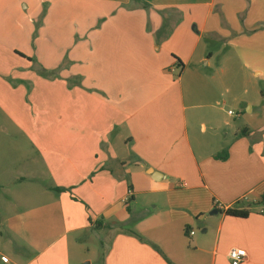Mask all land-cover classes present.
I'll return each instance as SVG.
<instances>
[{
	"label": "crops",
	"instance_id": "1",
	"mask_svg": "<svg viewBox=\"0 0 264 264\" xmlns=\"http://www.w3.org/2000/svg\"><path fill=\"white\" fill-rule=\"evenodd\" d=\"M78 1L0 0V264H264V0Z\"/></svg>",
	"mask_w": 264,
	"mask_h": 264
},
{
	"label": "rangeland",
	"instance_id": "2",
	"mask_svg": "<svg viewBox=\"0 0 264 264\" xmlns=\"http://www.w3.org/2000/svg\"><path fill=\"white\" fill-rule=\"evenodd\" d=\"M95 1L93 0H79L77 2V5L79 7H81V9H85V8H88L90 9L92 6H98V5H94ZM34 71V69H33ZM35 73H37L36 71H34ZM38 82V81H37ZM38 84V83H37ZM28 92L26 94H24L23 96L25 97V102L26 104H23L21 106L20 104V109L19 110H13L12 112H16V113H19L18 115H14V117H18V118H23V117H27L28 114L30 115V117H36L38 116L39 118V113H40V110H39V104H38V94H37V91L30 96V101H26V99L28 98ZM17 102V99L13 102V105ZM227 109H231V110H235V108L229 106L227 107ZM22 113V114H20ZM5 118V115H1L0 114V120L1 119H4ZM6 129V130H5ZM9 129H12V127L10 126H4V133L7 134V133H12L13 131H7ZM14 134H17V132H13ZM3 134L2 130H0V135ZM4 134V135H5ZM107 234V232H106ZM107 242V240H106ZM91 246H94V247H97L99 248V254L101 255V252L103 251V248H102V245L101 243H99V241L97 240L96 236L93 238V240L91 241ZM98 253V252H97ZM90 258H92L94 264H97V260L99 261L100 260V256H97L95 257V254L91 253L90 254ZM89 260V259H88ZM87 263H89V261H87Z\"/></svg>",
	"mask_w": 264,
	"mask_h": 264
},
{
	"label": "trees",
	"instance_id": "3",
	"mask_svg": "<svg viewBox=\"0 0 264 264\" xmlns=\"http://www.w3.org/2000/svg\"><path fill=\"white\" fill-rule=\"evenodd\" d=\"M133 2L138 3V2H140V0H133ZM143 7L145 9H148L150 6L147 3H145V4H143ZM246 132L247 131L244 130V131H242L240 133V135H246ZM226 158H227V156H224V155H218L217 156V159H219V160H225ZM56 191L60 192L61 190L60 189H56ZM262 199H263V202H264V196H263ZM225 214L227 216H230V217L241 218V219H245V218H247L249 216V212L248 211L239 210V209H236V208H230V209L226 210ZM101 226H102V221H97L96 224H95V228L99 229Z\"/></svg>",
	"mask_w": 264,
	"mask_h": 264
},
{
	"label": "built area",
	"instance_id": "4",
	"mask_svg": "<svg viewBox=\"0 0 264 264\" xmlns=\"http://www.w3.org/2000/svg\"><path fill=\"white\" fill-rule=\"evenodd\" d=\"M229 114L233 112L230 111ZM181 186H186V183H182ZM189 234L192 236L194 232L190 231ZM228 257L231 264H242L247 259V252L244 249L233 248L229 251Z\"/></svg>",
	"mask_w": 264,
	"mask_h": 264
},
{
	"label": "water",
	"instance_id": "5",
	"mask_svg": "<svg viewBox=\"0 0 264 264\" xmlns=\"http://www.w3.org/2000/svg\"><path fill=\"white\" fill-rule=\"evenodd\" d=\"M85 264H89V263H85Z\"/></svg>",
	"mask_w": 264,
	"mask_h": 264
}]
</instances>
